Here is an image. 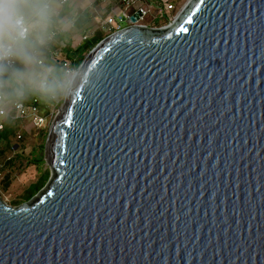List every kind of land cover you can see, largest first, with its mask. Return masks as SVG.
Here are the masks:
<instances>
[{
	"label": "water",
	"instance_id": "obj_1",
	"mask_svg": "<svg viewBox=\"0 0 264 264\" xmlns=\"http://www.w3.org/2000/svg\"><path fill=\"white\" fill-rule=\"evenodd\" d=\"M74 74L0 264H264V0H189Z\"/></svg>",
	"mask_w": 264,
	"mask_h": 264
},
{
	"label": "rangeland",
	"instance_id": "obj_2",
	"mask_svg": "<svg viewBox=\"0 0 264 264\" xmlns=\"http://www.w3.org/2000/svg\"><path fill=\"white\" fill-rule=\"evenodd\" d=\"M188 1L189 0H182L178 5L177 10L181 9L180 7L182 4ZM79 3H81V0H69L67 4L64 6L62 5L60 11H63V16L60 20L64 21V23L57 24L54 27L59 30H66L64 32L67 38H70V42L75 49L73 50L72 55L75 58L74 61H76V63L79 61L82 62L88 52L95 46L93 43L95 38L94 35L97 33H107V31L101 28L99 21L96 18H102L104 15L103 12L106 9L111 8L112 12L116 13L120 11L121 8L118 4V0H86L88 7L85 9L89 14L86 15V18L89 19L88 21L90 23L78 28L76 25L77 22L73 20V10L75 6L79 5ZM84 3L80 5H84ZM152 13L155 14L156 10H152ZM165 14L169 15L170 13L165 12ZM159 20L160 18H156L153 19L152 22L148 21L147 23L152 24ZM172 21L173 19L169 22H164L161 26L169 25ZM72 23L74 26H72ZM121 25L124 27L127 23L122 22ZM83 33H87V36L89 35L88 37L90 38H88L87 41L83 40ZM42 59L46 65H49V61L45 60L44 57H42ZM56 66L57 64L54 63L53 67ZM36 95L37 98H39V102L36 104L37 111L38 114L45 116L44 124L40 127L36 126L34 121H32L31 116L19 117L23 118L19 122L10 119V127H13L18 123L17 130L10 136L5 137L0 135V196L10 205H18L27 201L25 191L28 189L35 191L39 185H41L40 182L42 181V178L45 177L46 173L48 174V178L51 174L49 163L46 160L48 142L52 126L59 115L64 102L62 99H55L53 103H50L48 97L41 96L37 93ZM0 106L4 107L6 110L11 109V103L9 102ZM6 117L7 115L0 117V123L3 125L7 124ZM48 178L40 189L45 186ZM37 181L38 184H34Z\"/></svg>",
	"mask_w": 264,
	"mask_h": 264
},
{
	"label": "clouds",
	"instance_id": "obj_3",
	"mask_svg": "<svg viewBox=\"0 0 264 264\" xmlns=\"http://www.w3.org/2000/svg\"><path fill=\"white\" fill-rule=\"evenodd\" d=\"M64 2L0 0V105L28 92L69 102L75 74L46 65L41 54L53 27L64 23L58 19Z\"/></svg>",
	"mask_w": 264,
	"mask_h": 264
},
{
	"label": "built area",
	"instance_id": "obj_4",
	"mask_svg": "<svg viewBox=\"0 0 264 264\" xmlns=\"http://www.w3.org/2000/svg\"><path fill=\"white\" fill-rule=\"evenodd\" d=\"M68 2L69 0H65L63 6ZM181 2L182 0H118V4L121 6L120 11L113 13L111 8L106 9L103 12L104 15L102 18H95L99 21V25L101 26V28L107 31V33H112L116 30L121 29L123 27L121 25L122 22L127 23V25L125 26L134 24L154 27L147 22L156 18H160V21L166 19L167 22H169L171 19H174V17L180 11V9L177 10V8ZM185 3H183L180 8H182ZM152 10H156V13L153 14ZM165 12H169L170 14L166 15ZM72 26H74L73 23ZM58 32V29H56V31L54 32H51L49 41L52 40L54 35ZM88 36L87 33H83V40L87 41L88 38H90ZM45 48L47 49L50 58L57 64L58 68H61L62 72H69L73 74L75 73L74 66L76 64V61H74L75 58L72 55V50L68 52V57L71 58L70 60L68 59L67 55H65L62 44H58L56 47H48L47 42ZM54 100L55 99L48 97V101L50 103H53ZM34 101H36L37 104V102H39V98H36ZM7 102L11 103L10 107L14 111V117L19 118L31 116L32 121H34V124L36 126L40 127L44 124L45 116L38 114L36 104H24L17 98L9 100ZM7 114L8 110L0 106V117ZM2 129L3 124L0 123V132L2 131Z\"/></svg>",
	"mask_w": 264,
	"mask_h": 264
},
{
	"label": "trees",
	"instance_id": "obj_5",
	"mask_svg": "<svg viewBox=\"0 0 264 264\" xmlns=\"http://www.w3.org/2000/svg\"><path fill=\"white\" fill-rule=\"evenodd\" d=\"M62 16H63V11H60L58 19L60 20L62 18ZM149 22H152V20H150ZM164 22H167V20L166 19H164L162 21L159 20L157 22H153L150 25H152V26H161ZM56 29L57 28L53 27L51 32L56 31ZM108 34H110V32L109 33H104V34L97 33L96 35H94L95 38H94V42L93 43L96 44L97 42H99L103 37H105ZM91 43H92V41H91ZM58 44H62L63 45V51H64L65 55H67V57H68V52L72 49V46H71L70 38H67V36H66L64 31H59L58 33H56L54 35L52 40L48 41V47H56ZM41 54H42V57L45 58V60L49 61V65L53 66V64L55 62L52 61V59L50 58V55H49V53H48V51H47V49L45 47L43 49H41ZM68 59L71 60V58H69V57H68ZM80 62L81 61H79V62H77L75 64V66H74L75 69L79 66ZM15 66L22 67L19 63H15ZM14 98H17L19 101L23 102L24 104H36V101H34V100L37 98V95H36V93H29L28 92V93H25L21 97H13L12 99H14ZM10 119H12V120H14L16 122H19L23 118L14 117L13 109H9L7 117H6L7 124L3 125V129L0 132V135H3L5 137L6 136H10L17 130L18 123L16 125H14L13 127H10V124H9V120ZM47 178H48V174L46 173L45 177H43L42 181L40 182L41 185H39V187L35 191H32L31 189H28L27 191H25L26 200L30 199L44 185V183H45ZM5 184L7 185L6 182H5ZM34 184H38V181L35 182Z\"/></svg>",
	"mask_w": 264,
	"mask_h": 264
},
{
	"label": "crops",
	"instance_id": "obj_6",
	"mask_svg": "<svg viewBox=\"0 0 264 264\" xmlns=\"http://www.w3.org/2000/svg\"><path fill=\"white\" fill-rule=\"evenodd\" d=\"M110 1H113V0H110ZM85 2V3H84ZM84 5H80V4H83ZM91 3V2H90ZM88 7V4L86 3V0H81V3H79V5L75 6L74 10H73V14H74V18L73 20L77 22V27L79 28L80 26H86L88 23H90L88 20V18H86V15H89L88 14V11L85 9ZM90 17V16H89ZM59 30V29H58ZM62 30V29H61ZM59 30V31H61ZM62 31H66L65 29L62 30ZM72 46V51L75 50L73 45L71 44ZM78 48V47H77ZM76 48V49H77ZM75 52V51H74ZM58 71H61V68H58V66L55 67Z\"/></svg>",
	"mask_w": 264,
	"mask_h": 264
},
{
	"label": "flooded vegetation",
	"instance_id": "obj_7",
	"mask_svg": "<svg viewBox=\"0 0 264 264\" xmlns=\"http://www.w3.org/2000/svg\"><path fill=\"white\" fill-rule=\"evenodd\" d=\"M148 27H150V26H148ZM154 27H159V26H154Z\"/></svg>",
	"mask_w": 264,
	"mask_h": 264
}]
</instances>
